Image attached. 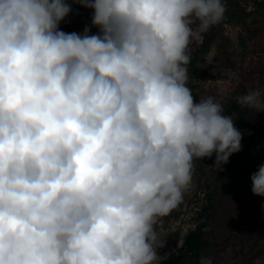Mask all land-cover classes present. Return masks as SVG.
I'll list each match as a JSON object with an SVG mask.
<instances>
[{"label": "clouds", "instance_id": "9594fccd", "mask_svg": "<svg viewBox=\"0 0 264 264\" xmlns=\"http://www.w3.org/2000/svg\"><path fill=\"white\" fill-rule=\"evenodd\" d=\"M79 2L99 34L60 30L63 0H0V264H154L194 158L241 150L221 101L186 83L222 0ZM237 100L264 111V90ZM250 179L264 196V164Z\"/></svg>", "mask_w": 264, "mask_h": 264}, {"label": "rangeland", "instance_id": "374dc122", "mask_svg": "<svg viewBox=\"0 0 264 264\" xmlns=\"http://www.w3.org/2000/svg\"><path fill=\"white\" fill-rule=\"evenodd\" d=\"M88 9L81 4L80 9L71 12L62 30L81 34L88 24ZM190 27L197 28L195 22ZM198 64L207 75L187 80V86L196 102L209 96L220 100L223 115L227 101L256 89L264 90V8L244 23L223 24L221 36ZM244 109L253 126L264 127V111ZM261 164H264L261 156L251 147L233 153L218 169L213 155L194 158L191 186L184 191L177 207L159 217L154 225L157 233V241L153 243L157 251L154 264L182 245L184 235L194 225L196 212L208 204L209 195L217 210L213 224L217 239L221 241L226 235L238 233L245 243L242 249L233 237L212 249V254H208L212 264H264V196L251 191L250 179ZM255 240L258 245L248 253ZM161 242L163 245L159 246Z\"/></svg>", "mask_w": 264, "mask_h": 264}, {"label": "trees", "instance_id": "16d2710c", "mask_svg": "<svg viewBox=\"0 0 264 264\" xmlns=\"http://www.w3.org/2000/svg\"><path fill=\"white\" fill-rule=\"evenodd\" d=\"M64 3L70 5L71 10L59 22L58 27L60 30L65 26L68 15L81 7V3L78 0H68ZM222 3L226 9L223 19L202 32L199 41L192 39L188 45L187 54L190 57L189 63L186 65L188 80L197 78L199 75H207L206 70H203L198 63L221 36L223 24L229 22L244 23L246 18L253 14H259L262 8H264L263 0H222ZM198 23L199 21H195L196 26H198ZM86 26L89 28L91 34L95 33L93 26L86 24L84 28ZM242 47L245 48V42L243 40ZM225 116L232 119L233 126L241 133V150L246 147L253 148L261 156L264 163V127L258 128L253 126L251 120L245 113L244 107L238 102L237 97H234V100L227 101ZM212 155L215 157V152ZM208 200V204L202 206L196 212L194 225L187 230L183 237L182 245L174 248L171 254L158 260L156 264H199L202 257H208L209 253L212 254L210 252L212 249L226 243L227 240L233 237L238 239L240 247L242 249L244 248L245 243L238 233L226 235L221 241L217 239L213 230L214 214L217 212L216 205L210 195L208 196ZM257 245L258 240H255L248 253Z\"/></svg>", "mask_w": 264, "mask_h": 264}, {"label": "built area", "instance_id": "2783aa9c", "mask_svg": "<svg viewBox=\"0 0 264 264\" xmlns=\"http://www.w3.org/2000/svg\"><path fill=\"white\" fill-rule=\"evenodd\" d=\"M92 13H93V9H88V11H87V22H88V24L89 25H91V26H93L94 28H95V33L94 34H99V28H98V26H94V25H92V23H91V20H92ZM82 31V33H83V30H81ZM89 35H92L91 34V32H89L88 33Z\"/></svg>", "mask_w": 264, "mask_h": 264}]
</instances>
